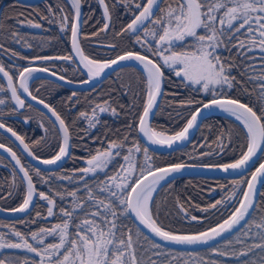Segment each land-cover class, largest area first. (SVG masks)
I'll return each instance as SVG.
<instances>
[{
    "label": "snow or ice",
    "instance_id": "6c2138e0",
    "mask_svg": "<svg viewBox=\"0 0 264 264\" xmlns=\"http://www.w3.org/2000/svg\"><path fill=\"white\" fill-rule=\"evenodd\" d=\"M98 2L103 7V16L106 21L101 31L110 30L113 12L118 6L122 5L132 11L131 22L123 25L115 35L121 37L127 34L129 40L135 37V44L144 48L145 54L135 50H124L115 58L103 60L91 59L85 55L79 44L80 29L86 23V20L81 19L82 0H71L73 16L70 32L74 55H35L29 59L18 52L6 49L4 43H0V50L11 57L28 60L29 65L34 61L57 60L76 63L74 56H78L79 63L83 64L88 73V80H82L80 83H89L92 79L101 77L106 69L118 62H139L146 73V98L141 105L142 112L135 114V121L126 126L127 131L122 138L106 141L107 146L103 149H95L94 154L93 150H89L87 167L75 169L71 174L48 176L38 167L26 166L16 152L0 143V149L10 153L11 160L18 166L21 174L19 183L25 185L23 202L10 211L27 212L30 206L34 207V198H39L47 202V217H53L56 214L54 207L57 206V198L61 201L66 197L71 198L70 207L58 208L61 220L59 223L47 228L41 227L28 234L14 228L10 236L0 232V264H165V261L167 264H172L175 258L166 255L163 251L168 243L207 244L217 238L223 239L228 234H233L234 239L230 236L225 241L224 247L213 248V253L221 257L232 256L239 261V264H264V202L257 200V197L262 195L259 193L257 184H264V163H260L259 167L251 173L250 179L233 181L232 195L226 196L223 201L217 200L206 208H200V211L208 212L222 204L227 206L231 200L237 199L235 192L239 191L238 186L246 185V190L240 192L238 206L233 208L226 219L205 231L178 234L174 230H166V226L160 222L162 215L170 213L166 211L167 201L161 202L158 199L159 189L163 187L161 182H167L173 174L181 173L193 165L179 162L159 166L155 163L147 146H142L134 137L129 139L132 133L138 131L153 144L172 147L177 142L187 141L191 131L200 127L203 111L218 108L235 116L243 123L246 129L245 143L238 146L239 158L232 163L200 166L220 168L225 172L240 171L247 169L258 153L264 154V0H146V2L145 0H98ZM48 11L53 16L56 15V10L51 5L48 6ZM59 12L62 29L68 27V15L63 9H59ZM20 15L23 13L15 17L0 14V33H7V37L16 43L22 40L26 42L27 38L8 27L7 19L14 18L18 24H26L31 28L42 27L40 23L32 20H20ZM42 18L48 19L47 16ZM92 35L95 36L98 33ZM148 37H151V41L147 39ZM26 46L31 47L30 44ZM109 47L114 51L118 49L116 44ZM219 49H225L229 53L232 49H236V55L241 57V63L237 64L231 58L222 57ZM254 49H259L261 52L259 72L253 64L247 63L248 60L255 59L249 55ZM165 65L174 70L175 76L181 78L185 87L199 86L195 88L196 91L212 93L211 98L206 102L191 97L179 102L181 108L193 110L187 117L181 111L176 112V116L185 119L186 123L171 136L156 131L155 127L149 124L154 110L160 106L158 100L166 95L162 90L165 81ZM234 67L241 70V77L256 85L253 89L254 96L241 80L231 75ZM39 71L49 72V68L23 67L17 73L19 77V84H17L16 76L10 74V70H6L5 64L0 61V73L7 80V89L0 84V93L5 94L0 96V129H6L8 133H11L28 155L35 160L45 165H56L70 156L69 150L72 147L70 141L73 138L72 129L75 119H85L88 128L94 129L100 123L99 114L110 111L116 115L117 112L116 108L111 107L110 99L103 101L105 106L90 102L91 114L80 111L72 123H69L55 106L39 99V103L44 105V108L55 118L53 134L61 140L57 145L58 151L51 158L42 160L32 150L33 147L41 144L40 140L32 141L31 144L26 143L24 136L19 135L4 123L8 115L26 107L20 89L32 100L38 99L29 89L28 82L33 77V73ZM64 71L66 72L67 69ZM51 75L58 77L60 81L67 80L65 75L58 76L56 71H51ZM237 87L249 98L248 102H242L239 97L233 98L226 94ZM7 90L11 92L10 97L7 96ZM106 95L111 98V93ZM9 100L15 102V107L8 103ZM79 102L76 92H72L65 101L72 106ZM5 107L9 108L10 112L5 113ZM208 130L211 132L210 127ZM45 131L48 130L45 129ZM85 136H89L94 142L100 139L90 137L87 129ZM85 136H81L80 139L84 140ZM204 141L199 147H207L209 151H200L201 158L220 153L226 154V149L233 144L230 130L223 128L215 134L214 139L209 141L208 137H204ZM118 157L123 163L117 160ZM110 164L115 169L111 175L106 171ZM121 172L124 173L123 176L120 175ZM98 173H103L105 179H95L93 183H88L89 174L95 177ZM33 176L38 177L39 182L49 185L55 180L83 182L85 195L83 197L78 195L79 188L71 191L55 190L51 195L38 191ZM16 188L17 169L14 167L9 189L6 190L7 195H13ZM101 196L104 198H100ZM3 198L0 196V199ZM186 202L190 207H199L192 204L191 197H187ZM173 203L179 213L184 214L191 221H198L197 216L188 212L179 196L173 198ZM132 213L140 224L164 243L151 241L150 237L140 232L139 227L135 229L129 227L125 220ZM36 217H41L39 211L36 212ZM31 222L36 223V220ZM29 237L35 243L30 242ZM48 237H51L54 242H47ZM7 250L26 251L35 256L30 258L16 252L3 255ZM153 256L157 259H153ZM198 259L200 264H221L218 260H203L199 257Z\"/></svg>",
    "mask_w": 264,
    "mask_h": 264
},
{
    "label": "trees",
    "instance_id": "16d2710c",
    "mask_svg": "<svg viewBox=\"0 0 264 264\" xmlns=\"http://www.w3.org/2000/svg\"><path fill=\"white\" fill-rule=\"evenodd\" d=\"M83 2V20L86 23L82 25L80 42L84 53L92 59H106L113 58L121 54L124 50H135L145 54V49L139 44H135V37L131 40L128 39V35L117 37L116 32L120 31L123 25H126L133 18L132 11L124 6H118L112 16L110 23V30L101 31L103 24L106 22L103 16V7L99 4L98 0H82ZM146 2V0H145ZM56 10V15L48 11V6ZM164 6L163 4L161 5ZM64 7L65 13L69 17L68 30L66 34V46L60 48V36L57 29L48 31L46 26L49 24V19H43L44 16H53V21L56 24L60 23V12L59 9ZM23 13L19 16L20 20H32L35 23H40L43 27L41 30L29 29L28 26L18 24L14 18L6 20V25L12 30L17 31L19 34L27 38L26 42L21 41L16 43L7 37V33H0V43H4L6 49H11L21 55H27L33 57L35 55H52L62 54L70 55V25L72 22L73 10L66 0H51V2L41 3L37 5H26L18 2L17 0H0V14H6L9 17H15L17 14ZM93 33L98 35L93 36ZM243 39V37H241ZM30 44L31 47L26 46ZM105 44H116L117 50H113L111 47ZM219 53L222 57H228L233 59L237 64L241 63V57L236 55V49H232L229 53L225 49H219ZM251 57L247 61L249 64H253L256 71L259 72L261 68L260 56L261 52L259 49H254L249 53ZM4 60V59H3ZM5 67L9 69V61L5 59L3 62ZM162 63V62H161ZM240 69L233 68L231 75L235 76L238 80L248 88L250 92H253L256 85L249 83L246 78L241 77ZM165 83H164V95L159 103V108L156 110L154 117L151 122V126L155 127L157 131L174 134L179 131L186 123L185 119H180L176 116L177 111H181L185 117L188 116L189 112L193 109L181 108L179 102L182 99L193 98L201 101H207L211 96L204 95L201 91H196L197 87H185L180 77H176L174 70L168 66H164ZM67 78L79 81L82 80L85 75L77 67L70 63L67 64V71L63 73ZM255 75V73H252ZM0 84L4 85V82L0 79ZM30 90L33 95L45 100L49 104H52L57 108V111L67 119V122L72 123L73 119L77 116L80 111H87L91 114L89 103L96 102L103 104V101L109 100L111 107L116 108V115H113L110 111L99 114L100 123L94 129H89L87 121L83 118L75 119V123L72 129V150L68 160L63 164L62 167L54 170H43L42 173L51 176L55 174L60 176L63 174H71L73 170L87 167L86 160L89 157V150L103 149L105 148L106 141L113 139H120L127 131V125L133 123L136 119V113L142 112V103L144 102L145 89H146V75L138 68L134 66H125L115 70L111 75L105 78L100 84L88 90H72L69 89L51 79H35L30 83ZM6 88V87H5ZM131 89V90H129ZM76 92L79 97V103L75 106L66 104L67 97L72 93ZM107 93H111L109 98ZM231 95L233 98L239 97L242 102H248L249 98L243 95L239 87L230 90L226 93ZM5 95L0 93V96ZM255 93L253 92V96ZM7 96L8 92H7ZM12 105L11 100L8 101ZM31 105V107H28ZM13 106V105H12ZM123 106V107H121ZM198 106V105H197ZM250 106H252L250 104ZM14 107V106H13ZM195 107V106H194ZM5 113L10 112V109L5 107ZM259 114V113H258ZM27 118V119H26ZM4 123L9 127L13 128L21 136L25 137L27 143L31 144L32 141L40 140L41 144L33 147V151L36 155L42 158H50L56 151H58V143L61 142L59 137L54 136L53 121L42 112L39 108L35 107L30 103H26V107L23 111H17L14 114L8 115L4 120ZM211 128V132L208 130ZM230 130L233 144L226 149L225 153L218 155H211L207 157H199L200 151H209L207 147L200 148L199 145L203 144L204 137H208L209 141L215 138V134L220 129ZM45 129L48 131L46 132ZM87 129L90 137H99L97 141H93L89 136H85V130ZM246 129L244 126L233 118L221 115L212 114L206 117L196 134L194 135L191 142L182 149H177L170 152H156L149 149L150 154L153 156L155 163L159 166H164L169 163L178 162H190L200 164H211L218 165L224 163H231L235 159L239 158V145L245 143ZM85 136L84 140L80 137ZM135 138L139 141L142 146H146L140 139L138 131L132 133L129 137L131 140ZM0 142L11 146L17 154L20 156L22 162L30 167L36 168L28 159L21 153L17 146L2 132H0ZM87 145V147H85ZM236 150L233 151L232 149ZM264 159V154H261L260 158L253 165V167L244 175L238 178H208L202 176H183L178 177L166 184L159 189L158 199L163 202L167 201V212L169 215H162L160 222L166 226L167 230H174L177 233H195L206 230L210 227L215 226L217 223L222 222L226 219L229 213L237 206L236 199L232 203H228L227 206L220 205L217 209H210L208 212L200 211V208H206L211 204H214L217 200H224L226 196L233 194V181L240 179H249L253 170L258 164ZM123 163L121 158H117ZM13 164L3 155L0 154V205L4 208H14L19 206L23 202V193L25 191V185L19 183V173L17 172V188L13 192V195L8 196L7 191L9 184L12 180ZM106 171L109 174H113L115 169L110 164ZM138 175V173H137ZM88 183H93V180L105 179L103 173H98L97 176L89 174ZM34 183L38 191H43L52 194L55 190L67 189L69 191L79 188L78 195L83 197L85 195L83 182H74L71 180H55L49 184L39 182V178L33 176ZM78 181V177L76 178ZM246 185H243L239 191L235 194L240 195ZM259 195V202H264V184L262 185L261 192ZM179 196L180 201L185 203V207L191 215L198 217V221H191L186 218L182 213H179L176 206L173 203V198ZM191 197L192 204L198 205V208L190 207L186 198ZM100 198H104L101 196ZM70 197H66L65 200L61 201L57 198V206L54 207L53 217H47V202L37 198L36 203L32 210L25 216L15 219L8 220L0 217V230L11 235L12 229L18 230L22 233L28 234L31 231H37L41 227H50L56 223L61 222L58 214L59 207H70ZM41 213V217H36V212ZM256 213H254L255 215ZM32 220H36V223H32ZM24 221V223H21ZM125 223L129 227L135 229L138 227L135 222L129 218L125 220ZM140 229V228H139ZM140 232L147 236L141 229ZM234 239V235H230ZM229 236V237H230ZM149 237V236H148ZM225 238L221 242L214 244L213 246L198 249V250H179L170 247L163 249L166 255L174 257L172 264H200V259L203 260H218L221 264H239V261L232 256H218L212 252L213 248H223L225 241L229 238ZM13 239H17L12 237ZM30 242L31 238L29 237ZM151 241H154L150 238ZM47 242H54L51 237L47 238ZM156 242V241H155ZM238 247V246H236ZM9 252H16L21 256L34 257L31 253L21 250H7L3 255H7ZM37 259V257H35ZM157 259L156 256L152 257ZM167 264V261H165Z\"/></svg>",
    "mask_w": 264,
    "mask_h": 264
},
{
    "label": "water",
    "instance_id": "95a60500",
    "mask_svg": "<svg viewBox=\"0 0 264 264\" xmlns=\"http://www.w3.org/2000/svg\"><path fill=\"white\" fill-rule=\"evenodd\" d=\"M18 2L20 3H23V4H26V5H33V4H36L42 0H17ZM71 4V0H68ZM138 14V13H137ZM81 19L83 20V3L81 4ZM131 22V20H130ZM129 22V23H130ZM81 30H82V27L80 29V36H81ZM79 44H80V47L82 48V45H81V42H80V39H79ZM107 46H109V44H105ZM70 47H71V52H72V55H74V50L72 48V43H71V35H70ZM85 54V53H84ZM122 54V53H121ZM143 54V53H141ZM86 55V54H85ZM116 57V56H115ZM113 57V58H115ZM90 58V57H89ZM151 58V57H150ZM74 59L76 61V64L78 65V67L80 68V70L82 71V73L85 75L86 79L84 80H88V73H87V69H85L83 67V64H80L79 63V57L78 56H74ZM92 59V58H91ZM57 61H61V60H57ZM34 62H40V61H34ZM125 66H134L138 69H140L145 75L146 73L144 72L143 70V66L139 63V62H136V61H125V62H118V64L116 65H113L111 68L109 69H106L105 72L101 75V77H98V78H94L92 79L89 83H80V81H74V80H71L69 78H67V80L65 81H60L58 79V77H53L51 75V71L49 70V72H42V71H39L41 72L42 74H45L46 76H48L50 79H52L53 81L69 88V89H72V90H88V89H91L93 88L94 86H96L97 84H99L101 81H103L105 78H107L109 75H111L115 70L119 69V68H122V67H125ZM35 68H42V67H35ZM58 74V73H57ZM60 74H58L59 76ZM0 78L2 79V81L4 82L5 86H6V89H7V80L5 77H3V74L0 73ZM33 78V77H32ZM32 78L29 80V84L32 80ZM68 80H71L73 81L72 83H68L67 81ZM82 81V80H81ZM17 84H19V79L16 81ZM165 83V81H164ZM164 83H163V86H162V90L164 92ZM30 89V88H29ZM8 92V95L10 97L11 95V92L10 90H7ZM20 94L22 96V98L25 99V104L28 102L32 105H34L35 107L39 108L42 112H44L46 115L49 116V118L54 121V117L51 116V113L46 109L44 108V105L40 104L39 103V98L37 100H32L31 97H29L27 95V93L23 92L22 89H20ZM162 98V97H161ZM161 98L158 100V104L160 103L161 101ZM45 101V100H44ZM12 102V105L15 107V102L14 101H11ZM206 102V101H205ZM45 103H48L45 101ZM49 104V103H48ZM23 109H19L18 111H23ZM157 109L154 110V114L156 112ZM212 114H221V115H224V116H227V117H230V118H233L234 120L238 121L239 123H241L243 125V123L239 120L236 119L235 116H232L231 114L229 113H226L218 108H211V109H208L206 111H203V116L200 118V125L202 123V121L212 115ZM154 115H152L149 119V124L151 126V122H152V119H153ZM8 126V125H7ZM9 127V126H8ZM199 128V127H198ZM197 129H194L191 131V135L189 137V139L187 141H184V142H177L176 144H174L172 147H169L167 145H157V144H153L151 143L147 137L144 136L143 133H140L138 132L139 134V137L141 139V141L151 150L153 151H156V152H170V151H174V150H177V149H182L184 147H186L190 142L191 140L193 139L194 135L196 134L197 132ZM14 130V129H13ZM15 131V130H14ZM157 131V130H156ZM0 132H2L3 134H5L16 146L17 148L21 151V153L28 159V161L30 163H32L34 166L40 168V169H43V170H54V169H57V168H60L63 166V164L68 160L69 157H65L62 161L58 162L56 165H45V164H42L40 161H37L35 160L32 156H29L27 151H25L23 149V146L19 143L18 140H16L15 137H13L11 135V133H8L6 131V129H0ZM160 132V131H158ZM18 133V132H17ZM19 134V133H18ZM165 135H168V136H171L173 134H166L164 133ZM20 135V134H19ZM26 142V140H25ZM2 143V142H0ZM27 143V142H26ZM71 145H72V140L70 141ZM2 144H5V143H2ZM7 147L11 148L14 152H16L11 146L5 144ZM71 150H72V147H70V154H71ZM17 153V152H16ZM0 154L5 156L12 164L13 166L17 169V172L19 173L18 171V166L15 165V161H12L11 160V155L10 153H8L7 151H5L4 149H0ZM262 153H258L256 157L253 158V160L250 162L249 164V167L247 169H244V170H240V171H229V172H225L223 171L222 169L220 168H204V167H201L200 165H203V164H200V163H190V162H185L189 165H193V166H190L188 168H186L185 170H183L181 173H178V174H173L171 178H169V180L167 182H161L162 185L178 178V177H183V176H202V177H208V178H220V177H226V178H238L244 174H246L252 167L253 165L257 162V160L260 158ZM18 155V154H17ZM19 156V155H18ZM51 158V157H50ZM41 159H49V158H42ZM22 162V160H21ZM23 163V162H22ZM179 163V162H178ZM232 163V162H231ZM260 163H264V159L260 162ZM259 163V164H260ZM259 164L257 167H259ZM166 166V165H164ZM163 167V166H162ZM256 167V168H257ZM255 168V169H256ZM255 169L253 170V172L255 171ZM19 175H21L19 173ZM251 177V176H250ZM250 179V178H249ZM262 185L263 184H257V188L259 190V193L261 192V188H262ZM246 190V188H245ZM259 199V196L257 197V200ZM36 200L37 198H34V201H33V204L35 205L36 203ZM18 207V206H17ZM16 208V207H14ZM33 207L30 206L29 210L27 212H12L10 211V209L12 208H4L0 205V217L3 218V219H8V220H15V219H19L25 215H27L31 210H32ZM130 217L131 219L135 222V224L147 235L149 236L150 238H152L154 241H156L157 243H161L163 244L164 242L161 241L159 239V237H156L153 233L150 232L149 229H147L144 225L140 224V222L136 219L135 217V214L132 213L130 214ZM214 227V226H213ZM167 230V229H166ZM205 231V230H203ZM197 233V232H195ZM178 234H183V233H178ZM188 234H194V233H188ZM230 235L232 234H228L226 235L223 239L222 238H217L216 240L212 241V242H209L207 244H195V245H182V244H174V243H168L166 245V247H170V248H174V249H179V250H198V249H203V248H207V247H210V246H213L214 244H217L218 242H221L222 240H224L225 238L229 237Z\"/></svg>",
    "mask_w": 264,
    "mask_h": 264
},
{
    "label": "flooded vegetation",
    "instance_id": "af4514ba",
    "mask_svg": "<svg viewBox=\"0 0 264 264\" xmlns=\"http://www.w3.org/2000/svg\"><path fill=\"white\" fill-rule=\"evenodd\" d=\"M66 1L69 2L68 0H66ZM46 2L49 3V2H51V0H42V1L38 2V3H36V4H33V5H37V4H41V3H46ZM69 4H70V2H69ZM70 6H71V4H70ZM71 8H72V6H71ZM62 9H63V11L65 13L64 7H62ZM48 19H49V24L46 26V28H47L48 31H51V30H54V29H57L58 30V33H59V36H60V48L63 49L66 46V34H67L68 27H65V28L62 29L61 23H59V24H56L55 23V22L58 21L56 19H55V21H53L51 23V20H53V16H48ZM28 28L29 29L41 30V29H43L45 27L42 26L41 28H31V27H28ZM71 54H72V52H71ZM21 56H26V57H29V59H31V57L30 56H27V55H21ZM43 56H64V55H62V54H52V55H43ZM5 59H7L9 61V63H8L9 69L6 68V70H10V74L16 76V81L19 79L17 73H18L19 70H22L23 67H28V66H31V67H42V68L43 67H47V68H49L50 71H56L60 75H62L63 73H65L64 70L67 69V64L68 63H70V64L78 67V65L76 63H73L72 61L32 62V64L29 65V61L28 60L20 59L18 57H11L9 54H7L6 52H4L3 50H0V61L4 62ZM106 59H109V58H106ZM13 65H15V67H13ZM35 79H50V78L48 76H46L45 74H42L41 72H35V73H33V78L31 80V82L33 80H35ZM84 79H86V77H84L82 80H84ZM79 81H81V80H79ZM29 86H30V84H29ZM236 197H237L236 201H238V199L240 198V195H237V193H236ZM232 202H233V200H231L230 203H232Z\"/></svg>",
    "mask_w": 264,
    "mask_h": 264
},
{
    "label": "rangeland",
    "instance_id": "374dc122",
    "mask_svg": "<svg viewBox=\"0 0 264 264\" xmlns=\"http://www.w3.org/2000/svg\"><path fill=\"white\" fill-rule=\"evenodd\" d=\"M201 31H202V30H201ZM143 38H144V37H142V39H143ZM147 39H149V40L151 41V37H148ZM161 62H162V61H161ZM195 87L199 88V86H195ZM201 92H202L204 95L212 96V93H204L203 91H201ZM102 106H105V105H102ZM106 112H107V111H106ZM108 112H109V111H108ZM120 175L123 176L124 173L121 172ZM242 186H243V185L238 186L239 190L242 188ZM245 188H246V186H245ZM245 188H244L243 190H245ZM231 192H234V188H233V190H232ZM237 206H238V204H237ZM0 232H2V231L0 230ZM32 243H35V242L32 241ZM31 254L35 256V254H33V253H31ZM38 259H39V257H37V260H38Z\"/></svg>",
    "mask_w": 264,
    "mask_h": 264
}]
</instances>
